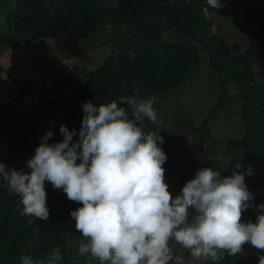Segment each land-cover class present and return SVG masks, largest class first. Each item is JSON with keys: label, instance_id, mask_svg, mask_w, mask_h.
<instances>
[{"label": "trees", "instance_id": "1", "mask_svg": "<svg viewBox=\"0 0 264 264\" xmlns=\"http://www.w3.org/2000/svg\"><path fill=\"white\" fill-rule=\"evenodd\" d=\"M204 7L205 0H115L113 7L101 0H18L14 9L4 12L6 22H0V163L28 172L27 161L48 131L54 133L49 144L62 142V125L76 130L73 139H78L84 115L81 105L88 101L99 106L139 88L140 98L156 97L158 114L160 103L172 100L170 93L182 90L208 63L218 78L220 97L203 128L217 113L236 117L234 109L240 103L245 135L229 142L228 153L236 154L235 162L240 160L245 171L251 165L253 175L245 180L248 190L263 181L264 84L257 81L255 72L256 68L264 71L263 42H250L243 55L234 54L215 33L216 21L206 16ZM99 35L110 45L104 40L109 52L102 65L70 98L51 97L44 82L46 57H40L46 50L44 41L84 43ZM35 42L44 43L32 54ZM230 84L238 90L234 95L228 90ZM181 126L176 128L181 130ZM153 130L159 132L158 126L145 120L144 131ZM160 135L168 156L167 173L180 155V146L170 135L161 131ZM233 168L223 176H231ZM46 193L49 219L29 224L17 209L19 198L0 186L1 264H20L25 254L43 259L53 246L59 248L63 264H72L71 243L80 244L83 237L75 230L70 212L82 205L51 183L46 182ZM251 203L257 206L255 198ZM254 209L249 208L242 218L254 215ZM180 249L177 245L174 254ZM260 255L264 250L245 244L242 253L226 256L222 264H258Z\"/></svg>", "mask_w": 264, "mask_h": 264}, {"label": "clouds", "instance_id": "2", "mask_svg": "<svg viewBox=\"0 0 264 264\" xmlns=\"http://www.w3.org/2000/svg\"><path fill=\"white\" fill-rule=\"evenodd\" d=\"M205 3L223 6L220 0ZM155 102L154 95L140 98L139 88L99 106L85 102L78 139L76 130L62 125V142L49 144L54 133L48 131L27 161L28 172L0 163V186L19 198L20 216L29 224L49 219L47 182L82 205L70 212L83 237L78 252L96 264H184L174 254L176 245L204 264H222L245 244L264 250V204L251 203L245 183L253 175L251 165L245 171L236 160L231 176L213 167L199 169L179 195L170 193L164 137L144 131L145 120L163 124ZM249 208L260 213L255 223L242 222ZM20 264H63V256L53 246L40 260L22 255ZM258 264H264V255Z\"/></svg>", "mask_w": 264, "mask_h": 264}, {"label": "rangeland", "instance_id": "3", "mask_svg": "<svg viewBox=\"0 0 264 264\" xmlns=\"http://www.w3.org/2000/svg\"><path fill=\"white\" fill-rule=\"evenodd\" d=\"M101 1L109 7L115 5V0ZM17 2L18 0H1L0 15L3 20L0 22H6L4 12L14 9ZM220 2L223 5L221 8L216 9L207 5L209 11H204L208 18L215 19V33L222 36L225 44L234 54L243 55L248 43L258 39L264 45V0H220ZM104 40L105 37L99 35L84 43L72 40L44 41L46 50L40 53V57H46L43 60L44 82L51 97L68 99L84 85L90 73L99 68L108 55L109 48L107 51L105 48L106 45H110L106 40L105 45ZM44 42L38 44L35 42L32 47L34 52L29 48L30 52L35 54L36 48ZM204 55L208 57V54L204 53ZM262 67L264 68V65ZM255 72L259 76L257 81L264 84V71L256 68ZM217 81V76H214L207 63L182 90L170 93L172 100L160 103L158 114L163 124L158 126V129L161 133L170 135L180 146L178 160L176 159L171 166L173 168L165 173V182L174 197L180 194L188 181L195 178L199 169L217 168L216 170L223 176L227 173L226 170L235 165L236 154L228 153L227 147L230 141L241 139L245 135V127L241 121V104L238 103L234 109L236 117L231 118L223 113H217L206 128H203L206 117L220 97ZM228 90L231 95L238 91L233 84L228 86ZM178 124L182 125L181 130L176 128ZM224 156L226 159H223ZM228 157L233 159V163L229 166L226 162ZM215 159L219 161H214ZM249 191L254 193L257 206L264 204V180L255 182ZM253 214L244 215L242 222L255 223L260 213L255 208ZM78 247V243H71L69 255L72 264H96L95 261H90V258L81 256ZM176 247L177 245L174 249ZM177 255L182 256L184 264H204V262L192 261L184 249H180Z\"/></svg>", "mask_w": 264, "mask_h": 264}]
</instances>
